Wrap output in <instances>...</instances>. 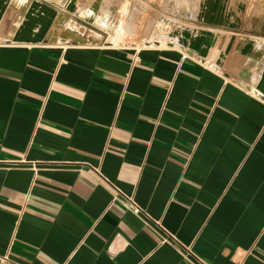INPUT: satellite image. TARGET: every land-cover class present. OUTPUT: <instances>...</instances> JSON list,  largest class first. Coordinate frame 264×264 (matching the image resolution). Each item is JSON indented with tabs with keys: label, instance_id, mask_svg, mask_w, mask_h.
<instances>
[{
	"label": "crops",
	"instance_id": "1",
	"mask_svg": "<svg viewBox=\"0 0 264 264\" xmlns=\"http://www.w3.org/2000/svg\"><path fill=\"white\" fill-rule=\"evenodd\" d=\"M120 1L0 0V264H264V0Z\"/></svg>",
	"mask_w": 264,
	"mask_h": 264
},
{
	"label": "rangeland",
	"instance_id": "2",
	"mask_svg": "<svg viewBox=\"0 0 264 264\" xmlns=\"http://www.w3.org/2000/svg\"><path fill=\"white\" fill-rule=\"evenodd\" d=\"M140 1L142 0H121L120 1L121 4L118 8L116 19L118 18L122 19V23H123L122 31L117 30V27H116L117 20L116 19H115L114 25H108L106 27V29L108 30V34H109L108 38L114 46L116 47L124 46L126 45V42L132 41L130 37H135L138 32L140 33L139 31L140 27L137 25L136 21L138 17L141 16V11L139 8H136V7L134 9H130L131 4L134 5ZM143 1L144 2L147 1V5L151 11V10H156V8H160V9L166 8L167 10L168 7L172 6L173 1L181 2L185 4H191L194 6L199 0H143ZM120 14H122L123 16L120 17ZM155 17L156 16H154L153 18Z\"/></svg>",
	"mask_w": 264,
	"mask_h": 264
},
{
	"label": "built area",
	"instance_id": "3",
	"mask_svg": "<svg viewBox=\"0 0 264 264\" xmlns=\"http://www.w3.org/2000/svg\"><path fill=\"white\" fill-rule=\"evenodd\" d=\"M123 15L122 14H120V17H122ZM116 24H117V30L118 31H122V29H123V23H122V19H117V21H116Z\"/></svg>",
	"mask_w": 264,
	"mask_h": 264
}]
</instances>
